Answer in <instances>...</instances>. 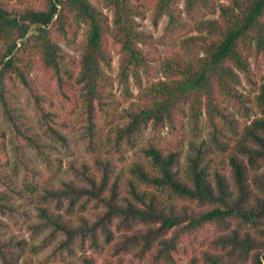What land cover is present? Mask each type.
Returning <instances> with one entry per match:
<instances>
[{
    "label": "trees",
    "instance_id": "1",
    "mask_svg": "<svg viewBox=\"0 0 264 264\" xmlns=\"http://www.w3.org/2000/svg\"><path fill=\"white\" fill-rule=\"evenodd\" d=\"M179 2L0 0L4 122L41 151L13 104L19 80L44 133L66 144L67 130L77 131L90 155L56 182L22 143L12 164L5 159L0 124V213L32 204L35 228L60 236L54 251L75 256L65 264H264V73L255 76L264 0ZM147 16L154 25L166 16L160 35L141 27ZM81 28L75 57L59 39ZM56 97L54 110L44 106ZM146 130L152 136L137 146ZM131 149L141 156L121 162ZM29 247L0 236V264H30Z\"/></svg>",
    "mask_w": 264,
    "mask_h": 264
},
{
    "label": "rangeland",
    "instance_id": "2",
    "mask_svg": "<svg viewBox=\"0 0 264 264\" xmlns=\"http://www.w3.org/2000/svg\"><path fill=\"white\" fill-rule=\"evenodd\" d=\"M92 2L102 8L101 0H92ZM179 5L181 7L183 6V0H180ZM103 10L110 17L111 11L106 8H103ZM165 23L166 16H162L156 25H154L151 22L150 17L147 16L145 19L141 20V27L145 31H151L153 35L158 36L162 33ZM82 33L83 28L79 30L78 35L75 38L59 39V43L65 50L76 57L79 53ZM190 33H195V31L191 30ZM111 54L112 61L108 72L115 76L118 70V52L112 48ZM263 73L264 64L260 65L258 68L257 75H255L256 79L258 80ZM39 74L40 72L35 70L31 72L29 76L31 81L30 88L33 93L42 91L39 82ZM113 87L116 94H118L117 84L115 83ZM242 88H247L244 81ZM133 91H135V88H133ZM11 92L16 112L20 116L22 122L30 127V131L34 132L37 139H39L41 151L31 144H27V142L22 139L23 137L21 135H15L12 133L4 122L0 110V124L7 130L6 138L3 143V148L5 149V152H7V158L5 159H8L10 164H12L16 158L13 144L22 143V153L30 159L29 161L34 168L42 172L44 175L50 174L54 180L58 182L71 175L68 169V165L71 161L78 162L84 159H90V155L85 150L84 141L79 132L67 130L66 144H63L58 139L49 138L44 133L39 121V112L33 105L31 92L21 81L18 80L15 83V87L11 89ZM58 101L59 98L56 97L54 102L43 101V103L46 108L54 110L55 104H57ZM56 119L58 120L59 117L57 116ZM164 131L165 129L162 130V134H164ZM151 136L152 133L149 130H146L136 145L139 146L144 144ZM122 154L123 160L121 162L125 164H128L133 159L141 156L140 154H137L135 149L125 150ZM120 159L121 158H119V160ZM18 169L20 177L26 175L25 169L19 159ZM15 203L18 204L14 205L16 208L15 210L0 213V218L3 221V226L0 227V236L6 237L10 234H14L17 237H24L30 245L29 250L25 252L26 259L30 264H65L67 260L75 257L68 253L60 255L58 252L54 251L55 243L60 236L50 234L46 228H35L38 224V217L36 215V209L32 204L21 200H18ZM76 254H79V252H76Z\"/></svg>",
    "mask_w": 264,
    "mask_h": 264
}]
</instances>
